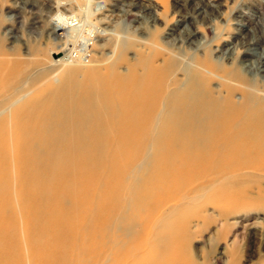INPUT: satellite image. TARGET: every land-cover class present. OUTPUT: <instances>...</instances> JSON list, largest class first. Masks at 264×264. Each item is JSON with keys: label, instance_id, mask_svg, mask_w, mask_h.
Instances as JSON below:
<instances>
[{"label": "bare ground", "instance_id": "obj_1", "mask_svg": "<svg viewBox=\"0 0 264 264\" xmlns=\"http://www.w3.org/2000/svg\"><path fill=\"white\" fill-rule=\"evenodd\" d=\"M29 1L16 3L18 11L9 18L32 11ZM140 3L116 5L119 11L137 7L142 18L154 21L150 10L158 9ZM195 3L193 14L214 32L211 41L184 22L188 31L179 37L187 40L185 48L174 46L173 37L170 46L152 43L151 51L152 44L142 40L129 58L132 45L122 31L108 32L78 15L61 16L47 38L64 37L54 54L71 46L59 59L62 67L83 56L78 41L112 51L79 71L82 77L74 78L78 70L66 67L56 86L51 76L43 82L32 77L6 90L22 63L0 49V264H98L105 257L109 264H185L173 226L162 225L147 245L153 217L174 194L168 190L204 178H233L237 187H220L211 201L236 208L251 204L243 179L264 175V12L236 16L223 28L215 24L220 2ZM225 29L235 34H220ZM3 36L14 42V28ZM219 40L235 42L215 58L207 47ZM159 57L162 64L155 65ZM139 163L142 184L129 193L128 180ZM143 209L148 213L142 216ZM117 210H127L130 218L115 237L110 229ZM126 232L129 237H123ZM161 233L169 235L171 246L160 244Z\"/></svg>", "mask_w": 264, "mask_h": 264}, {"label": "rangeland", "instance_id": "obj_2", "mask_svg": "<svg viewBox=\"0 0 264 264\" xmlns=\"http://www.w3.org/2000/svg\"><path fill=\"white\" fill-rule=\"evenodd\" d=\"M118 1L120 0H30L29 2L34 4L35 8L32 11L27 9L20 11L18 17L13 19L9 16L17 13L16 3L27 2V0H0V49H8L10 58H16L22 63L17 81H8L5 84L6 90L14 84L27 82L32 77H39V82H43L51 76L49 83L56 86L60 83L62 75L68 67H74L78 70L74 78H78V75L82 77V72L79 71L92 68L101 56L104 58L111 56V46L99 51L97 47L90 48L91 41H88L87 44L78 41L76 48L82 49L80 53L83 56L78 59H70L68 65L62 67L59 59L64 53L71 51V46H68L69 50L66 52L61 51L59 54H54L53 52H59L62 48L64 37H58L54 40L47 38L49 28H54L62 23L61 16L78 15L86 18V21H92L101 29L109 30L108 32L122 31V35L125 36L124 41L132 45L131 48L129 46L126 53L128 58L133 57L135 50H140L138 45L142 40L149 42V44H167L166 46H170L174 42V37L176 38V45L174 46L185 48L188 42L184 38L180 39L179 36L183 30L187 33L186 23L190 30L196 29L197 36L204 37L209 41L214 38V32L210 25L202 23L200 18L193 14V6L197 0H139L140 4L150 5L154 9H158L157 14L150 10V14L154 16V21L149 18L146 19L147 12L145 13L146 17L142 18L143 13H139L137 7L119 11L120 9L116 5ZM183 1L185 5L181 7ZM214 2L221 3L220 16L215 24L223 28L231 27L233 25L232 20L236 16L264 12V0H214ZM111 11L115 13L112 14ZM87 13H89L88 16H86ZM139 14L141 15L139 16ZM12 19L14 22H11ZM8 28H14L16 36L14 42L4 39L3 33ZM221 33L224 36L235 34L233 30L229 29H225ZM112 38V36L111 38L107 36L105 40L108 43H113L114 39ZM234 42L228 45L229 41H212L207 48L212 50V56L216 58L219 56L217 50L232 46ZM153 44L147 46L151 51L156 48ZM171 50L178 52L176 49ZM88 51L90 52L88 53ZM145 52L147 54V51ZM185 54V58H187L189 54ZM153 61H155L153 62L155 65H161L162 57ZM177 66L181 69L183 62L178 60ZM178 77L184 78L183 74L178 75ZM155 133L156 131L152 135L153 140ZM144 150L149 154L153 147L150 144ZM138 166L139 168L134 170L128 180L126 189L129 193H133L134 189L142 184V177L140 176H142L144 169L141 168L140 163ZM245 176L242 186L246 189L245 193L251 204L239 208L233 207V205H218L219 198L216 203L211 201V195L220 187H237L235 183H232L233 178L226 180L219 178L214 181L204 178L201 181L182 183V187L178 191L168 190L173 191L174 194H172L171 199H167L161 204L163 206L159 213L153 217L147 230V245L154 243V235H156V231L161 229L162 225H170L175 228L176 236L179 237L180 242L178 244L185 264H264V175L248 173ZM241 183L243 182L241 181ZM129 198H124L126 207L131 206ZM128 213L127 210L126 212L117 210L113 213L115 220L110 231L115 237L120 234L121 227L129 223ZM147 213L148 211L143 209L140 215L143 216ZM153 233L155 234L153 235ZM130 234L126 232L123 237H129ZM161 235L164 239L161 240L160 244L167 243L166 245L171 246L173 242L169 239V235L164 233ZM145 249L144 246L142 248L143 253L148 250ZM105 258L98 264H109Z\"/></svg>", "mask_w": 264, "mask_h": 264}]
</instances>
